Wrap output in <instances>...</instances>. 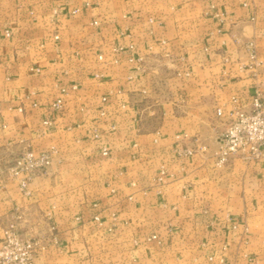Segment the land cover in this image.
Returning a JSON list of instances; mask_svg holds the SVG:
<instances>
[{
	"label": "crops",
	"instance_id": "crops-1",
	"mask_svg": "<svg viewBox=\"0 0 264 264\" xmlns=\"http://www.w3.org/2000/svg\"><path fill=\"white\" fill-rule=\"evenodd\" d=\"M4 30L0 237L18 208L37 264H264V158L215 164V108L252 95L245 40L264 72V0H0ZM50 146L23 196L8 167Z\"/></svg>",
	"mask_w": 264,
	"mask_h": 264
},
{
	"label": "built area",
	"instance_id": "built-area-1",
	"mask_svg": "<svg viewBox=\"0 0 264 264\" xmlns=\"http://www.w3.org/2000/svg\"><path fill=\"white\" fill-rule=\"evenodd\" d=\"M96 23L93 21V24ZM9 34V30H4L0 32V37H6ZM54 37L58 38V35ZM128 47L132 48V44H129ZM242 48L248 61L246 64H238V68L240 70L250 69L255 82L249 102L243 103L238 94H232L227 102L228 107L217 106L215 108L216 116L224 122V128L217 138L219 144L215 153L217 166L225 164L231 155H236L246 162L264 158V72L259 70L262 61L258 58L253 38L245 40L242 43ZM122 49V46H116L114 51ZM98 57L102 59L101 55ZM140 59L138 58V60ZM35 70L38 71L37 68ZM94 76L101 78L102 74L96 73ZM74 88L75 86L61 87L59 95L49 103V108L55 111L63 110L65 107L64 96ZM106 99L107 96H102V100ZM36 105L37 102L33 100L32 106ZM43 124L49 125L51 121L45 119ZM177 137L179 136L177 135ZM57 151L55 146L41 149L27 147L14 158L7 169V175L23 196L31 195L30 183L35 177L46 172ZM191 153L192 151L189 149L180 151V154ZM102 154H107V148L102 149ZM163 173L164 171L161 169L160 175ZM21 219L22 213L18 208H15L9 220L1 228L0 264H37L36 260L46 247L44 237L22 234L20 231ZM95 219L99 220V217L95 216ZM147 239L158 241L156 234L149 235Z\"/></svg>",
	"mask_w": 264,
	"mask_h": 264
}]
</instances>
